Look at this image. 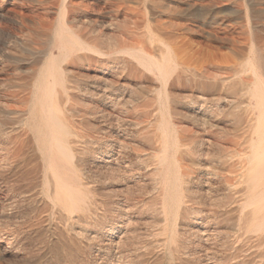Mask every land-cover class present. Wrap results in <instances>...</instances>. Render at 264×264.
I'll use <instances>...</instances> for the list:
<instances>
[{
	"label": "rangeland",
	"instance_id": "374dc122",
	"mask_svg": "<svg viewBox=\"0 0 264 264\" xmlns=\"http://www.w3.org/2000/svg\"><path fill=\"white\" fill-rule=\"evenodd\" d=\"M83 1H75L72 26L76 30L90 37L103 35V40L109 34L125 39L120 29L125 24L123 18L117 19L115 30H109L107 19L98 15L100 0ZM151 1L130 0V7L139 11L135 18L130 15L127 25L132 32L130 45L140 42L138 45L148 46L146 37L152 35L150 46H159L153 48L154 56L159 57L160 41L175 46L184 36L185 50L180 61L189 57L186 54H198V60L190 62L194 71L206 67L216 77L251 80L249 72L235 71L254 53L264 77V0H230L239 4L240 9L233 4L224 6L223 0H212L215 6L208 17L211 24L205 29L188 24L182 17L188 13L182 0ZM58 6L60 0H0V264H264V247L255 235L245 239L239 226L236 203L241 189L225 184L226 178L234 176L224 157L232 149L239 150L237 145L244 142L248 133L247 117L233 120L228 115L230 101L242 102L241 96L224 98L214 93L203 101L194 95L190 98L187 92L172 91L173 100L168 106L173 108L174 116H169L168 121L174 127L167 136L181 140L183 147L176 152L170 150L167 168L157 173L161 153L148 123L160 106L154 76L138 78L130 72L128 79L119 70L120 66L113 71L114 76L103 74L112 71L109 65L71 68L72 73L67 75L72 87L68 104H71V119L79 127L77 169L93 211L77 212L66 222L56 209L44 208L42 160L32 133L18 120L20 112L26 109L23 99L29 95L25 88L13 83L28 79L46 56L55 52L53 42H43L49 28L57 23ZM157 12H162L160 17ZM182 25H190L191 30L179 36L178 26ZM25 40L30 43L31 51L20 45ZM211 52H216L214 59ZM100 75L106 78L103 82ZM109 81L114 82L111 90L114 103L108 100L105 103L95 95L97 89L108 88ZM108 103L113 105V110L109 111ZM97 107L112 113L114 118H100ZM239 108L241 105L234 109L237 115ZM110 147L115 162L108 165L102 159Z\"/></svg>",
	"mask_w": 264,
	"mask_h": 264
},
{
	"label": "bare ground",
	"instance_id": "6f19581e",
	"mask_svg": "<svg viewBox=\"0 0 264 264\" xmlns=\"http://www.w3.org/2000/svg\"><path fill=\"white\" fill-rule=\"evenodd\" d=\"M47 1L48 0H43V2H47ZM75 1H77V0H60V8L58 6L59 12L57 13L58 14L57 23L49 28V33L47 34L46 39L43 42V43L53 42L55 47H56L55 52L48 54L46 56V58L43 60L41 66L34 69L31 73V75L28 77V79L16 81L13 83L19 87L25 88L28 91V95H29L27 98L23 99V102L26 104V109L20 112V116H19L18 120H19V122H22L23 126L28 128L30 130V132L32 133L33 140L35 142L36 148H37V150L40 154V158L42 160V165H41L42 176L41 177L43 179V185H42L43 191H42V193L41 192L40 193L45 198L44 208H46L47 210L56 209L58 211L61 219L66 220V222H67V219L71 218L72 215H74L75 213L90 210V208L92 206V203L89 202L90 200H88V197H87L84 189L82 188L83 187V185H82L83 181L81 182L80 172L77 169V162L76 161H77L78 150L76 148H77L78 139L80 138V136H79L78 131H77V129L79 127L76 128V125L73 122V120L71 119V115H70L71 104L69 105L68 102L70 99L69 90L72 87H70V85H69L70 82L68 80L67 75L72 73L73 68H83L84 65H85V67H88V68H90L91 66L92 67L93 66H102L103 67L104 65H109L110 66L109 68L112 71L108 72L106 70V71H103V74L108 75V76H110V75L114 76L115 73L113 71L114 70L116 71L117 70L116 68L118 66H120L119 70L121 72H123L124 74H126V77L128 79L130 78V72H131V73L135 74L136 77H138V78H143L147 74H148V76L153 75L154 81L158 82L156 98H157V102L158 103L160 102V106L158 107L157 114L153 116L152 120L150 119L151 120L150 122L148 121L149 126H150L149 132L153 136H155V139L159 144L158 150L161 153V156L159 157L158 163H157V168H156L157 173H163V171L167 168L169 151L174 150L176 152V150H179L181 147H183L181 140L179 141L178 139H172V138H169L167 136V132L170 131V128L174 127V125H173V127H171V124L169 122L170 120L168 119V117L171 116L173 113V108H170L171 107L170 105H169L170 107L168 106L171 99L173 100L172 91H178V92L182 91L184 93L187 92V93H189L188 96L190 98L192 95H194L196 99L203 100V101L207 100V97H209V96L213 97L214 93H219V95H223L222 97H224V98H228V97H232V96L233 97H235V96L240 97L241 96L240 98L243 99L242 102H238V101H234V100L230 101L228 115L230 118H233V120H236L242 116L247 117V121H246L247 122V125H246L247 128L246 129H248V133H247V136L244 137V142L242 144L237 145V147H240V149L239 150L232 149L224 157L223 161H226V166H227L228 170L230 171L231 176L232 177L234 176L233 178H230V177L226 178L225 184H226V187H229L232 189L234 187H235V189H236V187H237V189H239V188L241 189L239 191L240 195H239V199L236 203V209L240 215L239 216V224H240L239 226H240L241 230L243 231V235L245 236V239L249 240L250 235H255L256 237L255 236L254 237L258 239V243L264 247V77L261 73V63L256 59L255 54L251 53L250 56H248L244 65L242 67H239L235 71L237 74H240L244 71L249 72L252 76L251 80L246 81V80H242L240 78L229 79V78H224V77H216L212 73H210V71L207 70L206 67H204L200 71H194L190 67V62L192 59L197 61L198 60V56H197L198 54L196 55V53H193V52L190 55L186 54V56H189V57L187 58L184 55L186 58L180 61V56L183 54V51L185 50V44L183 43L184 36H182V35H184V33L186 34V33L190 32V30H191L190 25H189V27H188V25L178 26L179 32L177 31L178 32L177 35H179V36L181 35L182 37L180 38V42H176L174 44L175 46L171 45L170 43H165V42L160 41L159 43L162 46V51L160 53H158L159 57H155L154 53H153V48L156 49V48H159V46L156 48L155 47L152 48L150 46V44L153 41L152 35L148 34L146 37V41L148 42V46L138 45V43H140V42H138L137 45L136 44L130 45V33H132V32H130V29H129L130 26L128 27L127 25L130 23V15L133 16L134 18H135V16L139 15L138 8L130 7V0H100V5H99L100 8L97 7V8H99V13H98L99 17L102 19H107L105 22L107 23V27L109 30H115L117 28V25H118V24L116 25L117 19L119 17L123 18V21L125 24L122 27H120V29H121L122 36H124V38H125L124 40H121L120 38H118V36H116L114 34H111V35L109 34L108 37L106 38V40H103L102 39L103 35L90 37L87 34L80 32L79 30H76L72 26V20H73L72 15L76 11L75 8L77 7V4L75 3ZM84 1H83V3H84ZM97 2H99V1H97ZM151 2L154 3V0H152ZM48 3H50V2H48ZM177 4H176V6H177ZM183 4L188 7V13L183 14V16H182L183 18H185V20L188 22V24H195L197 26L204 27V29H205V26L207 27V25L210 23L208 21L209 20L208 17L210 15L209 13H210L211 9L215 6V2L212 0H182V5ZM223 4H224V6H230L233 4V5H236L237 8L240 9V7H238L239 4L231 2L230 0H223ZM242 4H243V2H242ZM240 5H241V3H240ZM91 7H93V5ZM178 7L179 6H177V8ZM216 8H215V10H216ZM244 9H245V6H244ZM89 12H91V11H89ZM161 14H162V12H157V15L159 17ZM86 15H88V14H86ZM146 15L147 14H145V16ZM179 15L180 14L178 13L177 16H179ZM133 17H131V18H133ZM163 17H161V18H163ZM136 18H138V17H136ZM144 22H145V20H144ZM103 23H104V20L101 21L100 27H103V25H102ZM138 27H140V26H138ZM105 28H103V29H105ZM211 28H213V27H211ZM206 29H208V28H206ZM192 30H193V28H192ZM111 32H109V33H111ZM180 32H181V34H180ZM179 36H178V38H179ZM220 36H222V35H220ZM141 38H142V36H141ZM165 38H170V37H165ZM252 43H253L252 45H254V42H252ZM20 45L23 48H25L26 50L31 51L30 43L28 41H26V40L21 41ZM188 47H189V45H188ZM51 50H52V48H51ZM51 50H49V51H51ZM214 54L212 56L213 59H214ZM256 54H259V53H256ZM37 65H35V66H37ZM71 68H72V70H71ZM75 70H77V69H75ZM86 70H89V69H86ZM197 70H199V68ZM212 70L214 71L216 69H212ZM77 71H79V69ZM235 72L233 73V75L235 74ZM73 74H75V73H73ZM77 77H79V76H77ZM91 77H93V76H91ZM100 77H102V80H101L102 82H103V79L104 80L106 79V78H104V75L103 76L100 75ZM147 77H146V79H147ZM135 78H133V79H135ZM113 79H111V80H113ZM149 80H152V79L150 78ZM150 85L153 86L154 84H151V82H150ZM82 86H85V85L82 84ZM113 86H114V82L109 81L108 88H106V86H105L102 89H97V92L96 93L94 92V93H95V95L98 96V98L100 97V98L104 99L105 103L107 102V100H108V102L110 101L109 103H111L112 94H113V93L111 94V90H112ZM87 89H88V87H87ZM83 92H84V89H83ZM24 96H25V94H24ZM114 101H117V100L114 99ZM83 102H84V100H83ZM225 102H226V100H225ZM102 103H104V102H102ZM109 103H108L107 108L110 111V110H113V105L109 104ZM198 103H199V101H198ZM225 105H226V103H225ZM238 105H241V109L239 108L240 110L239 111L237 110L238 111L237 113H239L237 115V114H235L234 109H236L238 107ZM144 108H146V107H144ZM101 109H98V107H97V112L95 111L96 113L100 114V118L101 117H109L110 119H111V117H112V119L114 118L112 113H110L106 110H103V108H101ZM77 111L80 112V109L78 108ZM81 111H82V109H81ZM150 112H153V111H150ZM217 112H219V111H217ZM74 113H75V111H74ZM83 114H85V112ZM172 116H174V115H172ZM128 118H129V116H128ZM145 118H147V117H145ZM242 118H244V117H242ZM110 119H109V121H110ZM244 119H246V118H244ZM243 123H244V120H243L242 124ZM78 125H79V123H78ZM18 128H19V126H18ZM108 131H109V129H108ZM113 131H115V130H113ZM155 132L156 133L159 132V133H157V135H156ZM23 134L24 133H22V135ZM83 134H85V133H83ZM18 137H19V135H18ZM20 137H21V135H20ZM11 139H13V138H11ZM84 140L85 139H83V141ZM232 148H234V147L232 146ZM189 152H190V150H189ZM103 155H104V158L102 160L105 163H107L108 165H109V163H111L114 160V157H115V153H114L112 147L107 148L106 151L103 153ZM178 156L179 155H177V158H178ZM220 157H222V155ZM114 162H115V160H114ZM41 172H40V174H41ZM82 174L84 175V172ZM225 177H227V176H225ZM41 180H40V182H41ZM131 186H132V184H131ZM235 192H236V190H235ZM166 196H167V194H166ZM162 204H163V202H162ZM163 208H165V207H163ZM37 210H39V208ZM90 211H93V210H90ZM58 219H59V217H58ZM75 219H76V216H75ZM59 221H61V220L59 219ZM61 222H63V221H61ZM66 224H68V223H66ZM69 227H71V226H69ZM62 234H63V232H62ZM239 236H241V234ZM236 238L238 239V237H236ZM240 244H241V242L239 243V245ZM259 244H258V246H260ZM244 246H245V244H244ZM237 249H239V247ZM242 250H241V253H242ZM261 250H263V249H261ZM173 253H174V251H173ZM236 258H238V256ZM261 258H262V256H261Z\"/></svg>",
	"mask_w": 264,
	"mask_h": 264
}]
</instances>
